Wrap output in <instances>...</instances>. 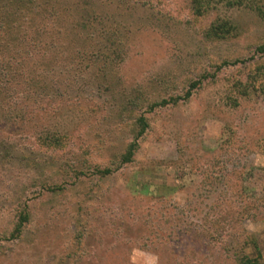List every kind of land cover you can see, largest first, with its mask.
<instances>
[{
	"label": "rangeland",
	"instance_id": "rangeland-1",
	"mask_svg": "<svg viewBox=\"0 0 264 264\" xmlns=\"http://www.w3.org/2000/svg\"><path fill=\"white\" fill-rule=\"evenodd\" d=\"M79 1L54 35L90 52L93 9L125 47L0 117V264H264V0Z\"/></svg>",
	"mask_w": 264,
	"mask_h": 264
},
{
	"label": "trees",
	"instance_id": "trees-1",
	"mask_svg": "<svg viewBox=\"0 0 264 264\" xmlns=\"http://www.w3.org/2000/svg\"><path fill=\"white\" fill-rule=\"evenodd\" d=\"M81 1L79 2L81 3ZM52 2L53 0H0V117L4 118L8 124H24V114H26L25 110L29 107L28 105L32 100L35 103V99L38 100L40 96L44 95L39 92L38 89L41 88L37 85L41 83L38 76L43 71L49 72L47 78L59 73L58 75H65L66 79L74 81L78 75L83 77L86 70H97L104 74L107 73L108 68L106 67L109 66L112 55L122 52L125 47L117 33L105 34L102 32L98 21L100 14L99 12L95 14L93 9L90 17L80 22L81 26L78 28L79 33L77 34V37H87L89 42L95 44L91 48L92 50L82 52L78 47H71L69 44L67 46L60 41L59 36H56L62 35L61 33L54 35V31L58 29L57 16L59 15L54 16L55 18L51 15L53 18H50L48 9ZM62 10L67 12L65 9ZM49 20L50 38H45V35L49 33L46 29ZM15 40H20L26 46L23 45V49H16L9 55L8 47L3 48L2 44L6 41L15 42ZM27 47L29 53H26ZM33 50H36L35 55L39 60L46 59V61L33 62V59L28 58V54L33 55ZM259 51L264 52V46L260 47ZM86 59L87 62H85ZM102 79L104 80V78ZM198 85V83L192 84L191 89H195ZM46 87L48 88V86ZM43 88L46 89L44 86ZM44 102L45 99H43ZM163 104L166 102H162ZM139 122L143 126L140 131V135H142L147 127L145 118H139ZM136 148V143L131 145L129 151L122 157V164L132 161L133 150ZM97 172L104 176L111 173L109 169L97 170ZM27 220V216L21 218L17 225V233H21V227ZM244 264L258 263L249 261Z\"/></svg>",
	"mask_w": 264,
	"mask_h": 264
}]
</instances>
